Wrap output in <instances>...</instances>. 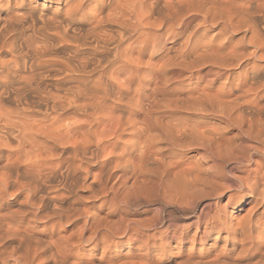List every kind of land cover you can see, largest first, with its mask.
Wrapping results in <instances>:
<instances>
[{
	"label": "bare ground",
	"instance_id": "bare-ground-1",
	"mask_svg": "<svg viewBox=\"0 0 264 264\" xmlns=\"http://www.w3.org/2000/svg\"><path fill=\"white\" fill-rule=\"evenodd\" d=\"M42 1L50 5L55 3L61 8H53L55 14L52 18L39 16L35 20L38 21L37 24L35 18L31 17V34H25V30L16 28L19 23L18 15L7 14L0 22V48L4 49L0 51V92L4 94L0 96V114L14 105L31 103V93L25 94L23 90L17 93L16 89L23 80L31 79L33 73L47 74V69L54 68L62 76V79L54 81L57 85L89 79V69L93 75H99L96 72L97 66L102 67L106 73L108 68L103 66L112 54L109 49L124 55L130 66L127 75L137 84L133 94L119 97L122 103L110 108L101 106L94 113V123L82 121L73 115L76 109L73 107L75 101L72 98L44 88L50 97L47 107L55 108L59 105L64 109L54 120L50 118L47 124L32 121L26 125L27 135L38 134L37 138L45 146H51L52 151L42 157L45 161L54 163L55 156H59L62 161L69 160L74 154L78 157L79 153L75 151L78 139L74 132L89 125L99 145L115 146L105 152L106 159L89 164L87 169V182L93 189L102 192L105 173L118 161H131L142 167L147 158L160 151L162 137L156 131L136 133L133 144L128 151H124L127 147L123 144L124 137L129 135L131 128L138 125L147 128L150 122L156 128L175 129L177 137L183 138L177 145L183 152L214 148L222 158L236 160L241 144L250 145L251 148L260 147L259 131L261 121H264V116L260 115V110L264 108V67L254 61H264V0H83V3L81 0ZM18 4L23 8L24 5L19 2ZM3 5L7 12L10 6L8 0ZM26 12L30 14L29 9ZM216 29L217 31L209 35V31ZM186 32L189 34L187 38H183ZM240 32L242 35L237 38L236 34ZM137 34L144 36L145 49L150 52L146 62L140 60V53L135 56V51L133 52L132 39ZM33 37L39 40L35 44L31 43ZM117 41L119 44L113 49L112 45L117 44ZM20 42H27V47H23ZM169 42L175 46L173 50L168 46ZM58 45H66L63 46L66 56L48 58L50 51ZM21 49L31 50L30 55L15 56L14 53ZM4 54L12 58L4 60ZM250 60L253 61L251 65ZM66 66H78L84 75H64L60 70ZM206 66L213 68L215 72L207 74L208 76L201 73ZM192 78H196L195 84L192 82L184 90V80L191 81ZM221 79L224 82H218ZM200 81L204 84L198 85ZM48 83V80L42 81L41 87ZM40 110L44 111L45 105H41ZM221 124L224 127L234 125L229 129L235 133L226 137ZM244 130L249 131L253 136L252 140L247 137L232 139ZM19 143L18 140L13 141L10 138L0 143V173L17 166L23 172L30 161L41 159L27 150L21 159L17 154ZM262 161L264 157L253 151L249 164L230 167L236 175L243 177L250 169L259 167ZM66 167L67 165L61 164L60 169L51 174L47 184L52 188L57 185L68 186L82 175L79 172L75 175L65 172L61 176L60 171ZM122 171L126 170L118 169L113 172L112 178L120 175ZM111 183L112 180H108V184ZM212 183L210 175L179 168L174 174L168 193V207L181 210V197L186 191L190 198L207 197V189ZM24 188L23 183L19 187L9 185L7 198L0 201V215L20 212L26 207L24 201L31 200L34 204L39 203L38 215L44 219L59 203L57 192L48 191L45 194L41 190L30 196L27 191L22 190ZM139 190V186L133 185V194ZM208 199L211 197L203 202L208 203ZM216 199L225 201L228 208L227 222L223 230L209 231L199 216H194L192 221L181 226L174 223L170 216L165 217L159 231L149 227L155 219L154 216L149 219H132L143 225L140 230L143 249L139 243L129 241L132 232L126 225L131 218L106 216L99 211L101 200L90 201L89 204H99L91 207L87 205L86 210L104 216V222L96 225L99 229L96 239L86 245L79 243L92 235L87 230L82 234L79 232L82 224L80 219L73 220L62 229L46 227L53 221L44 219L43 223L32 230L36 246L25 248L24 258L32 256L36 261H45L46 264H59L57 256L63 260V249L68 248L70 255L83 252L95 264H102V257H111L123 264H133L140 257H123L124 255L117 252L122 245L127 244L148 254L163 255L168 254L167 251L171 249L178 250V253L185 255L184 260L180 259V264H220L221 260H234L240 255H243L248 264H264L259 239L264 230V197H261L258 190L245 188L238 199L229 200L228 194ZM71 200V197L65 199L61 207L70 206ZM183 202L186 204L188 201ZM242 204L246 207L238 210ZM234 210L242 212L236 214L237 211ZM29 222V217H15L14 222L4 225L5 232L15 235V232L27 229ZM109 225L116 233L117 242L105 252L100 237ZM245 240L249 242L247 250ZM18 243L16 239H9L0 245V264H17ZM187 249L190 253L186 255ZM152 261H148L149 264H157Z\"/></svg>",
	"mask_w": 264,
	"mask_h": 264
},
{
	"label": "clouds",
	"instance_id": "clouds-1",
	"mask_svg": "<svg viewBox=\"0 0 264 264\" xmlns=\"http://www.w3.org/2000/svg\"><path fill=\"white\" fill-rule=\"evenodd\" d=\"M2 2V0H0ZM23 6L30 2V0H18ZM11 4L12 0H8ZM83 3V0H81ZM117 44H113L112 48H117ZM86 46V45H85ZM4 49L0 48V51ZM108 62L103 66L108 68L105 73L103 68L97 66L96 72L99 75H93L92 70L89 69V79H79L66 82L62 85L51 83V81L62 79L60 72L54 68L47 69V74L33 73L32 78L23 80L20 87L16 89L17 93H31V103L25 102L23 105H14L11 108L5 109L0 114V143L9 140L19 141V151L21 159L25 150L32 153L33 156H39L41 159H33L23 172L19 171V166L16 168L5 169L0 173V201L7 198L9 185L19 187L21 183L25 185V190L31 196L41 190L57 192L58 204L53 211L44 219L52 220L51 227L53 229L63 228L66 224L72 223L73 220L80 219L82 224L79 226V232L90 231L91 236L87 239L79 241L80 244H89L96 239V234L99 229L96 227L97 223L104 222V216L99 215L93 211H87L86 206L90 201L101 200L99 211L106 216L114 218L124 217L132 218L142 211H149L155 217L153 223L149 226L151 229L159 231L164 222L165 217L173 214V210L168 208V193L171 183L174 179V174L179 168L186 170L199 171L202 174L210 175L213 183L207 189L208 196H198L190 198L186 191L181 197V212L182 215L199 216L201 222L209 231L216 229L223 230L227 222L228 208L225 201L216 199V197L228 194L229 200L238 199L245 188L258 190L261 197H264V161L256 168L249 170L246 176H238L233 172L230 165H247L251 162V155L253 151L259 152L261 157H264V121H261V128L259 135L261 136L260 147L251 148L250 145L241 144L239 146L240 153L236 160L224 159L217 155L214 148L205 149L202 152L187 155L177 148V145L183 139L178 138L175 129L165 130L163 128H156L150 122L148 127L138 125L129 130V135L124 137L123 144L127 147L124 151H128L134 142L135 134H144L148 131H156L162 137L160 141V151L156 155L147 158L142 167H138L136 163L131 161H118L106 173L103 179L104 190L102 192L93 189L88 183V166L95 164L103 159H106L105 152L115 146H101L95 140L94 132L89 125H85L82 129H77L74 136L78 139V144L75 151L79 153L77 157L75 154L69 160H60L59 156L54 157V163L45 161L42 157L52 151L51 146H45L43 141L37 138V135L29 136L25 132L26 125L29 122L35 121L40 124H47L51 119H55L64 110L57 105L55 108H48L47 102L49 92L44 91L48 88L51 91L57 92L60 95L72 98L75 103L73 107L76 111L73 113L82 121L95 122L94 113L101 107L110 108L113 105L122 103L119 99L121 95H131L134 93L137 84L127 75L130 66L119 51H112ZM31 50L24 51L23 49L14 53L15 56L28 57ZM64 75H84L78 66H66L65 69L60 70ZM48 80L50 83L41 87L42 81ZM91 95H88V94ZM4 94L0 92V96ZM45 105V110L41 111L40 106ZM55 114V115H53ZM260 115L264 116V108L260 110ZM178 119H189L190 117H178ZM206 123V122H205ZM230 127L234 125H225L223 131L227 132ZM239 137H247L249 140L253 136L249 134L248 130L241 131ZM96 154L95 156L93 154ZM118 154V153H116ZM65 164L67 167L60 171L63 176L65 172H72L73 175L79 172L82 173L74 183L64 186L57 185L52 188L47 184V180L51 174L60 169V165ZM81 164L83 167H81ZM118 169L122 171L114 179L112 173ZM151 169V170H149ZM159 171H155V170ZM112 180L111 185L108 180ZM133 185L140 187V190L133 194ZM83 193H88L84 195ZM71 197L70 206L61 207L65 199ZM102 197H106L102 199ZM208 203H203L205 199ZM183 201H188L186 204ZM26 207L20 212L10 213L7 216L0 215V245H3L9 239H16L19 243L16 245L19 253L17 264H46L45 261H36L35 257L29 256L24 258L25 248L31 249L36 246V242L32 237V230L44 222L38 213L40 211L39 203H33L31 200L24 201ZM24 216L29 217V224L27 229L15 232V235H10L5 232L4 225L14 222L15 217ZM64 217H67L64 219ZM126 228L132 232L129 236L130 242H137L141 249L144 247L140 230L143 225L138 224L135 220L130 219ZM123 234V233H122ZM100 239L104 243L105 252L110 249L113 244L117 242L116 233L109 225L101 234ZM261 256L264 257V230L261 232ZM245 250L249 247V242L244 241ZM64 259L61 260L57 256L59 264H95L90 258L86 257L83 252H76L69 254V249L64 248ZM102 264H123L122 261L113 260L111 257H102ZM133 264H149L148 260L142 256L133 262ZM220 264H248L243 259V255L237 256L234 260H221Z\"/></svg>",
	"mask_w": 264,
	"mask_h": 264
},
{
	"label": "rangeland",
	"instance_id": "rangeland-1",
	"mask_svg": "<svg viewBox=\"0 0 264 264\" xmlns=\"http://www.w3.org/2000/svg\"><path fill=\"white\" fill-rule=\"evenodd\" d=\"M5 1V2H4ZM6 1L7 0H3V2L1 3L2 4V8L0 7V22H1V20L3 19V18H5L6 16H7V14H8V16H14V15H18L17 17H18V24H17V26H16V28H19V29H23V30H25V34L27 33V34H31L32 32H31V30H30V28H31V24L29 23V21L32 19L33 20V18H31V17H34L35 19H34V21L35 20H37L36 18H39V16L40 17H43L44 16V18L46 17V18H52V16L55 14V7H60L61 8V6H59V5H56L55 3H52V5H50V4H48V3H44L42 0H32V1H30V3H28V4H26V5H24L23 6V8L22 7H19V4H18V1L17 0H12V3L10 4V6L7 8V12H6V8L5 7H3L4 5H3V3L5 4L6 3ZM30 4V5H29ZM54 8V9H53ZM27 9H29L30 10V14H26L27 12H26V10ZM32 9V10H31ZM62 9H63V7H62ZM53 12V13H52ZM52 13V14H51ZM25 14V15H24ZM20 15V16H19ZM29 15H31V16H29ZM42 15V16H41ZM5 16V17H4ZM29 16V18H27ZM49 16V17H48ZM19 17L21 18V17H23V19H19ZM30 19V20H29ZM21 20H22V22H21ZM32 20L30 21V22H32ZM20 22H21V24H20ZM37 22L38 21H35V23L37 24ZM40 24V23H39ZM38 24V25H39ZM23 27H22V26ZM30 25V26H29ZM15 27V26H14ZM32 29V28H31ZM215 31H217V29L216 30H211V31H209V35H211L212 33H214ZM200 32H202V30L200 31ZM188 34L189 33H185L184 35H183V38H187V36H188ZM199 35H201V33H198ZM198 35V36H199ZM242 35V33L240 32V33H237L236 34V37L237 38H239L240 36ZM35 36H37L36 34H35ZM142 35L140 34V35H136L132 40L134 41V43H133V45H132V47H133V52H134V55L135 56H137L138 55V53H140L139 55H140V60L141 61H148V59H149V55H150V52H149V50L147 49H145L146 48V44H145V40L143 39L144 38V36H142ZM249 36V34H247L246 35V37H248ZM34 38V37H33ZM32 38V39H33ZM137 38H138V40H137ZM141 38V39H140ZM31 39V43L32 42H34V44L36 43V41H39V40H37L38 38L37 37H35L34 38V40H32ZM135 39L137 40V41H135ZM142 40V41H141ZM30 42V41H29ZM136 42V43H135ZM21 44H22V46L24 47V46H26L27 47V45H25V44H27V42H20ZM142 44V45H141ZM141 45V46H140ZM62 46V47H61ZM63 46H66V45H58V47H56L54 50L52 49V51H50V53H51V55H50V57H48V58H54V57H59V56H66V49L65 48H63ZM168 46H170V47H172V50L174 49V45L172 44V43H170L169 42V44H168ZM141 49H143L142 51H139V50H141ZM24 50H26V48H24ZM58 50V51H57ZM138 51V52H137ZM56 55V56H55ZM3 58H4V60H8V59H10V58H12V56H10V55H8V54H4L3 55ZM148 58V59H147ZM58 59V58H57ZM250 62V65H251V63L253 62L252 60H250L249 61ZM248 62V63H249ZM257 65H260L261 67H264V61H262V62H260V61H258V60H255L254 61ZM207 70H209V72L207 71ZM216 70V69H215ZM207 71V72H206ZM213 72H215L214 71V69L213 68H211V67H209V66H206V67H203V69H202V72L201 73H206V75L207 74H212ZM208 76V75H207ZM207 76H205V78L207 77ZM193 79V80H192ZM191 79V81H189V79H185L184 80V84L186 85V83H187V85L185 86L184 84V86H182V88H184V90L185 89H187L188 87H190V85H192L191 83L193 82L194 84H195V82H196V78H192ZM187 81V82H186ZM218 82H224L223 81V79H221V80H219ZM51 83H55L54 81H51ZM202 83L203 82H199V84L198 85H202ZM204 84V83H203ZM217 84H219V83H217ZM217 86H219V85H217ZM115 115H116V113H114ZM210 123L211 122H213V121H211V120H208ZM221 126H222V128L224 127L223 126V124H221ZM221 128V127H220ZM230 132V133H229ZM226 133V137H231L230 136V134L231 135H233L235 132L233 131V130H228L227 132H225ZM225 135V134H224ZM197 152H202L201 150H199V149H193V150H187V151H184V153L185 154H187V155H193L194 153H197ZM204 203V202H203ZM98 202H91L89 205H90V207H91V205L92 206H98ZM242 207V208H241ZM246 206L244 205V204H242L240 207H238V210H240V209H243V208H245ZM169 209H171V210H173V215H171L170 216V218H171V220L172 221H174V223H176V224H178V226H179V224H180V226H181V224L182 225H185V224H187V223H189L190 221H192L193 219H194V216H190V215H182V214H180V212H181V210H179L178 211V209H176V208H174V207H172V206H169L168 207ZM237 210H234V212H236ZM242 211H237L236 212V214H239V213H241ZM151 217H153V215H152V213L151 212H149V211H147V210H145V211H142L141 213H138L135 217H132L131 219H149V218H151ZM112 219H114V218H112ZM175 251H177L176 253H175ZM188 251V252H187ZM187 251L185 252V254L187 255L188 253H190L189 252V250L187 249ZM117 252L118 253H120V255L121 256H123V257H130V258H132V257H134V258H139V257H141L142 255V257H144V259H148V261H151V260H153L152 262H155V263H157V264H159V263H164V264H176V263H178V264H180V262H181V260L180 259H183L184 260V256L185 255H183V254H181L180 252L178 253V250H175V249H171V250H169V252L167 251V253L168 254H163V255H160V254H148V253H146L145 251H140L138 248H136V246L135 247H131V246H129V245H127V244H124V245H122L118 250H117ZM142 252V253H141ZM140 254V255H139ZM159 255H160V258H159ZM177 255V256H176ZM179 255H181V256H179ZM147 257V258H146ZM171 259H170V258ZM181 257V258H180ZM159 258V259H158ZM166 258V259H165ZM163 259V260H162ZM172 260H173V262H172ZM174 261H175V263H174ZM183 262V261H182Z\"/></svg>",
	"mask_w": 264,
	"mask_h": 264
}]
</instances>
